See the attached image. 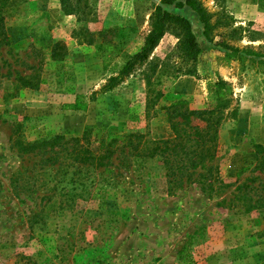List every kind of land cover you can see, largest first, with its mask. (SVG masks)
Instances as JSON below:
<instances>
[{
	"label": "rangeland",
	"instance_id": "1",
	"mask_svg": "<svg viewBox=\"0 0 264 264\" xmlns=\"http://www.w3.org/2000/svg\"><path fill=\"white\" fill-rule=\"evenodd\" d=\"M70 1L76 13L61 0H0V264H264V171L255 168L256 145L264 146V0H200L215 17L228 16L213 41L187 6L165 5L191 23L195 71H179L188 64L169 30L111 89L160 0ZM233 28L225 40L255 54L225 58L216 33ZM101 43H110L107 56ZM219 79L231 101L218 114L214 158L195 170L179 168L183 154L141 157L125 148L104 168L76 162L71 142L31 153L12 147V138L69 139L91 126L174 139L168 112L183 106L171 104L208 107L209 84ZM78 95L86 109L66 107ZM193 125L205 122L180 125L191 149Z\"/></svg>",
	"mask_w": 264,
	"mask_h": 264
},
{
	"label": "trees",
	"instance_id": "2",
	"mask_svg": "<svg viewBox=\"0 0 264 264\" xmlns=\"http://www.w3.org/2000/svg\"><path fill=\"white\" fill-rule=\"evenodd\" d=\"M165 5H171L174 8H183L187 6L191 11L195 12L204 27V35L209 41H213V31L219 27H228L227 15L222 14L216 16V13L208 11L200 0H160L150 15V28L144 38L143 45L140 50L134 53L131 57L125 60L121 67L120 72L109 78L106 88L111 89L122 78L131 73L137 67L142 66L148 59L149 54L157 46L162 37L167 31L171 30L178 36V44L176 47V55L188 66L184 73L192 74L195 69L192 64H195L200 51L199 44L196 36L192 30L189 20L175 13L171 8ZM61 7L67 14L76 13L79 10V5L73 4L70 0H61ZM213 17L215 19L213 20ZM224 22H223V18ZM4 16L0 11V31L5 34L3 25ZM222 19V20H221ZM236 31L235 28L230 32L220 31L216 33L219 35L220 40L217 44L222 45L225 49V58L227 60L240 58L244 59L247 54L253 55L255 52L252 47L244 46L242 48L230 44L225 40V37L231 35ZM110 43H101L99 48L104 51L107 56L106 48H111ZM262 55V54H261ZM264 57V56H263ZM264 62V61H263ZM209 105L203 109H188L186 108L187 102L185 100H178L171 104L173 108L182 105L180 110L173 109L169 111V121L172 131L175 134L174 139H144L145 135L140 132L130 133H104V131L97 127L91 126L83 131L80 136L65 139L62 135H55L52 138L35 140L26 142L16 137L12 138V147L17 146L18 150L22 153H31L35 151L48 150L53 151L56 146L64 143L71 142V153L76 162L81 164L93 165L95 167H108L113 154L117 150H124L129 148L130 152L136 156L141 157H155L157 155H175L176 157L181 154L187 158L188 163L181 164L179 167L195 170L197 167L202 166L205 160H212L215 156L216 150V134L219 118L218 114L221 113L230 104L229 95L232 94L231 86L224 80L219 79L216 82L209 84ZM66 107L72 110H85L87 104L82 101V96L78 95L73 103L66 104ZM180 117L182 120L178 121L175 118ZM197 117L205 122V126L193 125L194 132L192 133V140L195 148L191 149L192 145H185L182 138L181 124L191 123L192 118ZM188 139V134H186ZM97 143V151L92 149V145ZM193 144V146H194ZM256 165L255 168L264 171V146L261 144L256 145ZM181 160V157L179 158ZM180 164V163H179ZM188 165V166H186ZM245 168H241L240 171ZM239 172V171H238Z\"/></svg>",
	"mask_w": 264,
	"mask_h": 264
}]
</instances>
